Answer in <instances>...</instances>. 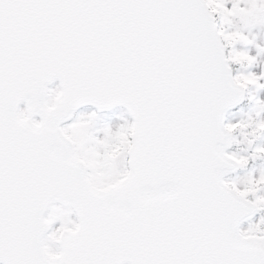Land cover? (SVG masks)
I'll use <instances>...</instances> for the list:
<instances>
[{"label": "snow or ice", "instance_id": "6c2138e0", "mask_svg": "<svg viewBox=\"0 0 264 264\" xmlns=\"http://www.w3.org/2000/svg\"><path fill=\"white\" fill-rule=\"evenodd\" d=\"M237 19L264 25V0H0V264H48L46 245L72 222L63 209L45 219L54 201L80 225L58 246L61 264H264V217L239 229L264 209V196L247 199L264 175L243 190L222 179L248 162L225 152L233 133L264 129V120L223 123L243 99L241 81L264 88V74L231 75L230 64L257 59L236 50L252 43L229 30ZM85 103L125 104L134 122L103 140L90 130L95 114L61 127ZM70 136L124 184L92 192L90 170L70 162ZM121 143L125 152L109 160ZM55 219L62 226L45 237Z\"/></svg>", "mask_w": 264, "mask_h": 264}, {"label": "rangeland", "instance_id": "374dc122", "mask_svg": "<svg viewBox=\"0 0 264 264\" xmlns=\"http://www.w3.org/2000/svg\"><path fill=\"white\" fill-rule=\"evenodd\" d=\"M226 6L231 8V3H228ZM229 30H238L235 26V22L234 26ZM242 32L244 35L248 36L249 40H251L252 43H237L235 45L236 50L245 51L249 55L255 56L257 59L256 63L250 66L246 64H236L237 70L234 72V75H247L249 73H254L258 76L262 75L264 74V53L258 54L257 45H259L260 47H264V25L248 27L245 31ZM230 51L227 52V55L230 53ZM259 82L261 84H264V79L260 80ZM257 100L264 101V88H251V90L248 92L247 101L245 105L239 110L230 113L227 118L226 124L239 123L240 121L249 120H264V112H260L259 114H257ZM93 114L95 115L93 116L92 128L90 130L94 133L96 139L98 140H103L105 138L106 129L115 133L121 127L130 125L132 123L130 117L122 111H118L117 113L109 115H99L96 114L95 111L85 110L77 116L76 120L79 119L81 116H92ZM251 131L252 128L249 127L245 128L243 130V133L240 130H237L233 133L234 140L232 142L233 147L230 154L235 153L239 156L246 157L248 159V162L244 167H239L238 171L236 172V175H234L232 178L227 179L226 182H235L240 190L244 189V181L247 178L251 177L253 179H259L261 175H264V156H254V150L257 147H264V134H261L260 136H257L255 138L250 135H245V133H250ZM249 140L252 141L251 144L248 143ZM100 155H103L102 150L100 152ZM121 166L123 167V165ZM256 196H264V187H261L255 195L249 194L247 199L252 201L255 200ZM54 215L55 212L53 216ZM262 217H264V209L261 210L260 216L253 223L245 226L242 231L248 230L252 225L259 224ZM67 218L68 220L73 222V219H71V217L68 216ZM54 225L57 229L62 226L61 221L59 219L54 220ZM261 227L264 228V225H261Z\"/></svg>", "mask_w": 264, "mask_h": 264}, {"label": "clouds", "instance_id": "9594fccd", "mask_svg": "<svg viewBox=\"0 0 264 264\" xmlns=\"http://www.w3.org/2000/svg\"><path fill=\"white\" fill-rule=\"evenodd\" d=\"M240 87L247 88L248 82L241 81ZM63 96L53 95L50 97L49 101L46 103V109L49 112H54L62 102ZM250 124L255 123L257 120H249ZM249 128V127H248ZM252 128L250 133H245V135L253 136L254 138L264 134V129ZM245 129V128H244ZM244 129H240L243 133ZM69 143L76 147V151L73 152L70 162L75 163L85 169H89L87 175L85 176V183L88 188L97 195H103L109 191L116 190L120 188L124 182L128 179L127 176L123 175L118 170L105 167L99 162L94 161L92 156V150L84 148L76 137H69ZM126 143V142H125ZM125 143L119 145H112L108 150V159L115 161L118 157L122 156L125 152ZM264 155V154H262ZM241 158H244L241 156ZM123 167H128L130 170V163L127 160L121 161ZM47 219V218H45ZM64 231L60 233L59 236L53 238L50 244L46 245L48 252V264H61L63 260L62 251L58 250V246L61 244L64 236L71 235L76 236L79 234L80 225L77 223H67L64 226Z\"/></svg>", "mask_w": 264, "mask_h": 264}, {"label": "bare ground", "instance_id": "6f19581e", "mask_svg": "<svg viewBox=\"0 0 264 264\" xmlns=\"http://www.w3.org/2000/svg\"><path fill=\"white\" fill-rule=\"evenodd\" d=\"M227 52H228V51H225V56H227ZM59 85H60V83L57 82V81H55L54 83H52L51 85H49L47 88H48L49 90H54L55 88L57 89V88L59 87ZM92 104H93V103H91V104H89V105H86V106H82V107H80V108L78 109L79 114H80L81 112L85 111V110H92V111H95L96 114L101 115L102 112H101L97 107L94 106L95 104H93V105H92ZM114 107H115V108H113V110L116 111L115 113H117L118 111L125 112V113L130 117V119H131L130 111H129V109L126 107L125 104H118V105H116V106H114ZM24 109H26V103H24V105H22V106L20 107V110H21V111L24 110ZM230 110H231V109L225 111V113H224V119H223V123H224V124L227 123V118H228V116H229V114H230ZM33 119L36 120V121H39V120L41 119V117L38 116V115H35V116L33 117ZM75 120H76V118L71 119L70 121L64 123L65 127L68 126L69 124L73 123ZM232 147H233L232 144H230V145L227 147V149L225 150V152L228 153V154H230V152H231V150H232ZM57 208H58V209H63V210H65V211H68V212H69L68 216L71 217V219H73V222H74V223L78 222V221H75V218H76V213H75V211H70V210H68V209L66 208V206L62 205V204H61L60 202H58V201H54V202L51 204L50 209H49V213H48V214H45V215H46L45 218H49L50 216H53V214H54V212H55V210H56ZM260 214H261V210H260V211H257L256 215H255L252 219L243 222V223L240 225L239 229L242 231V229H243L245 226H247V225L253 223V222H254V221L260 216ZM56 229H57V228L55 227V225H54V221H53L52 224H51V227H50L49 231H47L45 237H47V236L49 235V232H53V231L56 230Z\"/></svg>", "mask_w": 264, "mask_h": 264}, {"label": "water", "instance_id": "95a60500", "mask_svg": "<svg viewBox=\"0 0 264 264\" xmlns=\"http://www.w3.org/2000/svg\"><path fill=\"white\" fill-rule=\"evenodd\" d=\"M236 22H237V24H238V26H239L240 29H246V27H245L242 23H240L238 19L236 20ZM57 80H59V79L57 78V79H54L53 81L49 82V83L46 85V87H48L49 85H51L52 83H54V82L57 81ZM59 81H60V80H59ZM242 101H243V99H242L239 103H237V104H235V105L229 107L227 110L232 109V108H234V107H237L238 105L241 104ZM22 103H23V101L20 102V104L18 105V108H19V106H20ZM89 104H91V103H85V104H81L80 106H78V107L75 109V111H74V113H73V115H72V117H71L70 119L61 122V126H62V124H64V123L70 121V120L73 118V116L75 115L76 111H77L80 107H82V106H86V105H89ZM118 104H121V103H118ZM118 104H114V105H112L111 107H107V108H100V107H98L96 104H95L94 106L97 107L101 112H106V111H109V110L115 108L114 106H116V105H118ZM92 105H93V104H92ZM126 107H127V106H126ZM127 108H128V107H127ZM227 110H226V111H227ZM226 149H227V147L225 148V150H226ZM236 169H237V167L234 168V169H228V170H226V172H225V174L223 175L222 179H223L226 175L235 172ZM58 202H60V201H58ZM60 203H61V202H60ZM49 207H50V206H49ZM48 209H49V208H48ZM48 209L45 211L44 215L47 213ZM256 213H257V211L254 212V213H252L250 216L245 217V218L240 222V225H241L243 222L252 219V218L256 215ZM240 225H239V227H240ZM46 233H47V232H46ZM46 233H45V235H46Z\"/></svg>", "mask_w": 264, "mask_h": 264}]
</instances>
